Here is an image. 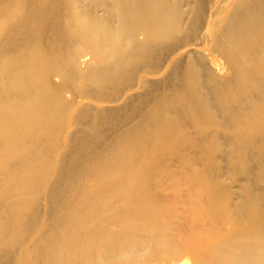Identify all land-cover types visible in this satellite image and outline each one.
<instances>
[{
	"label": "bare ground",
	"instance_id": "bare-ground-1",
	"mask_svg": "<svg viewBox=\"0 0 264 264\" xmlns=\"http://www.w3.org/2000/svg\"><path fill=\"white\" fill-rule=\"evenodd\" d=\"M223 3L228 4L227 9L225 10L221 9V5ZM94 8H97L96 12L98 11V9L99 11L102 10L100 8H104L103 11L113 10L114 13L116 12L114 15L115 16L114 18H117V20L121 23V24H118L120 25L119 28L118 26L117 28L115 26L116 24L115 22L117 21L113 23L114 25L113 24L111 25V22H113V18L111 22L109 21L107 23L106 18L108 17V15L111 16V14H107V17L105 14H104L105 16H103L100 13H98L99 11L97 12V14H95L96 12H94ZM98 14H100V16H103V17H100ZM104 17L106 18L103 19ZM111 17L109 20H111ZM124 36H127V38L124 39ZM179 36H181L182 38L180 37L179 39ZM159 40L166 44V47L164 49L165 51L164 50L163 51L164 53L167 51L166 55H164V59H166L165 56L166 57L168 56L167 69H169V71H172L174 74L179 73L180 75H181L180 73L181 70L185 69L187 75L183 74L182 76H185V78L188 77L187 79H190L189 82H186L187 80L186 79L183 84L182 82L180 83V85L178 86V89L174 92L176 95V98H175V95H172V97L168 96L167 99L169 100H171L173 97H174V100L180 99V102L178 100L177 101L178 103L173 106L174 108L176 107L177 109L173 108V110L180 111L179 103L183 101L181 104L184 106V109H188V114H187L188 117L190 116L194 119L196 118L194 124L196 122L200 124L201 121L202 122L206 121L208 117H211V119L215 117V115L211 116L213 114L210 115L209 113H207V110H206L208 109L209 106L211 107V104L214 103L212 108H214L216 104H218L217 106L220 105L221 108L219 106V112H218L219 114L217 115L219 116L221 113L223 114L224 112L223 116H221V118L223 119V122H224V119L225 121L228 120L229 122H231L229 123L227 121L228 123H225V124L228 127L232 128V131L233 129L234 130L238 129V131L235 130V132H231L230 131L231 129L229 128L230 129L229 131L231 132V134L234 135L232 136L230 134L232 136L231 137L232 145L238 146L239 150H243V153H246V152L248 153L249 148L251 146L255 148L256 153H257L256 155L257 162L259 163V167H260V177L261 179H264V0H0V170L4 174V178L0 182V198L6 195L10 197L11 193L18 191L20 189V188L18 189V187L16 188V186L14 187L15 189L14 188L10 189V187L8 186V183H11L12 185V183H14L12 181L18 182L22 180H26V183H27L28 178L31 175H37L36 177L37 179H35L36 185L34 184V186L32 185L31 187H33L34 189L35 188L42 189L43 187L45 188L46 186L50 189L49 191L50 197L48 198V201L50 200L49 204L51 206L49 205L50 206L49 210H51V207L56 206L57 208L58 206H60V208H62L63 206L65 207L64 208L65 212L69 210L71 214L76 215L78 217L79 223L89 222L91 218H94V215L98 214V212L95 211V209L88 207L85 204V200H84L86 198L85 192L87 191V186H84L86 187V191L84 189L83 194L78 195L75 192V188L73 187V181L76 177H71L70 174L73 170L75 171V169H78L77 171L79 173V169L82 168L81 166L83 165V163L86 160L88 161L90 159L92 161V163L88 161V163L90 164H96L95 162H97L98 164L99 163L98 161H100L99 164L101 165L102 161H104L105 163H107L108 167L110 168L109 170L112 173L115 172L116 174V172H120V170H122L120 169V166H122L121 161L122 160L124 161V159L122 158L124 157V153H125L124 151L123 157L122 158L120 157L122 160L119 157L117 158L118 155L117 156L112 155L113 153L115 154L117 152L120 153V151L117 149L118 146H120L121 149H123L127 144L128 148L135 149L137 147H140L142 143L141 142L142 139L143 140L147 139V141L151 140V138H149L147 135L149 134V132H147L146 126L144 127L142 126L139 129L137 128L138 130L135 127L129 128L127 131V129L125 130V128L129 127V125L125 126L123 124L125 123V121L123 122L121 120L122 124L124 125V131H121L119 133L120 128L121 129L123 128L121 122L119 123V121H115V119L114 121L113 119L111 120V118L116 117V114L119 113L120 115V112L124 108H125L124 110H126V108L130 109L131 108L130 106H132V108L133 106H135L134 103L136 104L137 102L142 103L144 101L145 102L149 101L151 98L150 91L143 95L138 96V95L132 94L130 97L129 96L126 97L125 99L127 100L128 98V100L125 103V106L121 105V106H124V107H121L123 108L122 110H120V108H117L116 110L109 108V109H104V110L100 109V111H98L97 108L99 107H95L93 105L94 106L93 109L94 110L97 109L94 112L98 111V114L95 113V115H97L96 120L91 119V121H93V124L90 121V119H87L90 121L88 122L89 125L85 124L87 123V120L85 119L86 121L85 122L83 121V118H86L85 115L88 116V114L91 112L92 110L91 106H89L90 107L89 113H87L88 112L87 111L85 112L87 114H83L84 117H78V119L79 118L82 119V122L80 119H79L80 122L77 120V118L75 119V116H78V114H80V112L78 111L80 110V108H78V110L76 111H78L79 113L77 114L75 113V115H73L74 116L73 119L75 121H78L77 126L79 123L82 124L84 122L83 124H85V128L84 127L82 128V125L81 126L79 125L78 126L79 128H78L75 122H73V119L71 120L72 123L75 124V125L71 124V129L73 126L74 127L76 126V128L80 129L81 131H79L78 129L77 130L75 129L76 131H78L77 133H75L74 130H72V132H74L76 136L74 135V133L72 134L73 135L72 136L71 135L72 132H69L70 133L69 135L71 136L67 135L66 139L68 143L67 144L65 143L66 144V146L64 147L65 149L63 148V151L61 152L58 151L59 156L55 152V154L58 157L53 155L52 152L48 153L56 157L55 158L51 155V158L53 157L54 161L59 165L58 168H60V166L61 168L58 170L54 169V171H51V173L48 172L45 174L42 172L46 176L45 175L42 176L40 171L38 173L39 167L36 165L35 154H32L34 150L32 152L28 153L27 151V153H25L21 151L19 147L22 145H25L26 143L25 140L28 141L29 139H30V142L32 141L31 142L32 146H33V143L35 142H37V144L39 145L40 140L42 138H45L49 134L52 135L51 133L54 130L53 128H50V127L45 128L46 125L49 123L47 122L46 124L45 123L46 120L50 121V119L52 118L55 120V117L59 113V115L56 118L57 120L59 118V121H61L62 119V116H60L61 113L63 112L65 113V111L68 115L70 114V111H73L71 115L74 113L75 111L74 109L76 108L77 101L79 102V99L81 98V96L85 95L86 93L87 94L90 93V92H87V90L86 92H84L85 91L84 89L82 90L84 93L83 94L80 93L81 95L79 94L80 98L78 99L79 95H76L78 91L77 93H75L76 91L74 89H71V87L73 88V86H75V85L73 86L71 85L75 83V81L77 80L76 78L84 79L82 81H84L85 83L89 82V85H91L92 82L95 81L94 82L95 87L97 86V88L100 87L102 89L103 86L104 87L108 86L110 89L111 86L109 85H111L112 80H113V83H114V80H116L117 83H121V81L124 82L125 80H122V79L123 78L125 79V75L127 78L128 76L127 73L131 74L132 72H135L136 70L134 71L133 69L139 68L141 64L143 65L142 63L143 60L146 63H148V66L150 67L154 63V62L151 63L153 61V57H155V59L157 57L161 58L162 56L161 57L158 56V54H160L161 51L158 52L156 48L154 47L156 42H158ZM192 47H198L199 50L203 49V50H206V52H209L211 50H213L212 52H214L215 50L217 51L221 50L224 54H226L227 58L229 57L231 61L230 66H232V69L231 67L230 69L233 70V73H232L233 75H229V77L232 76L231 79L229 78L230 80L225 82L223 77L222 78L219 77L223 80L220 81L218 79V80H215L214 82L212 80H210L211 82L207 80L206 82L209 83L210 85H206L207 83L206 84L203 83L202 81L203 79L201 80L203 75L199 77L200 74H196L198 72L195 73L194 71L195 69L198 70V67L196 65L199 63L198 62L193 63L196 57L195 59H192V57H190L189 55V53L193 50ZM220 52L218 54H220ZM89 55H90V58H89ZM226 55L225 56L223 55L225 59H226ZM198 58L199 57H197V59ZM226 61L228 60L226 59ZM230 61L228 62V64H230ZM83 63L87 65L86 69L81 68V64ZM139 63L140 65H138ZM194 64H196L195 66L197 68H195V66H192ZM200 65H202L201 62L199 66ZM200 68L202 69L201 66ZM206 68L209 69L210 67H206ZM148 69L149 68H147V71ZM154 69L155 68L153 67V69L149 70L147 72V75L145 73L144 75L146 76H143V77L139 76L138 77L139 80L137 79L138 83L134 82V84L136 83V85H138L139 87L141 86L140 87L141 89L142 88L146 89V87L148 89H152L153 87H155L158 84L156 82L158 81L159 78H161L158 76L159 75L161 76V74L163 73H161V70L154 71ZM215 70H217L216 72L218 73H222L221 72L222 67L221 68L217 67ZM185 71L182 73H185ZM210 72L212 73L213 71H210ZM150 74L153 76H156L158 79H155L152 81V79L148 77V75ZM177 74H175V76H177ZM131 75L133 76V74ZM132 76L130 78H133ZM224 76H226V74ZM74 77L76 79L75 81L73 79ZM121 77L123 78L121 79ZM55 78L56 79L60 78V80H62L61 85L66 84L65 85L66 88L71 86L70 87L71 90H69V88H67L68 90L66 89V91L69 94L71 93L70 91L74 90L75 94L72 93L71 95H73L74 97L76 95L78 100L77 101L74 100L76 99L74 97L70 99H72L73 101H76V103L74 102L75 108H73L74 106L72 102L71 103L67 102L68 96L66 95L67 93L65 91V87L64 89H62L63 87L61 88V85H59V83L58 85H56V82H54ZM119 78L121 79V81ZM226 78H228V76ZM71 79H73V81ZM180 79H183V78L180 77ZM70 80L74 83L72 82H71L72 84L69 83ZM127 80L128 79H126V81ZM63 81H66V83ZM78 81H80L81 83V80H77V82ZM84 82H82L81 84L84 85L85 84ZM204 82H205V79H204ZM223 82L225 84H223ZM67 83L70 85L68 86ZM211 83L213 84L211 85ZM77 84L76 86H78ZM86 84L83 87L85 86L88 87ZM130 84H133V83H130ZM136 85H134V89ZM130 87H131L130 90H132L133 86L131 85ZM88 89L89 91H91L89 87ZM91 89L92 91L96 90L95 88L94 89L91 88ZM62 90L65 91V94L62 93V95L64 94L67 97L66 99L65 96L63 95L66 100L62 98L61 96L58 97L61 94ZM202 90L204 91V93ZM82 91H79V92H82ZM98 91L99 89L96 90L95 92H98ZM205 91L207 92L209 91V92L205 94ZM97 95L99 96L98 93ZM118 95L120 94L118 93ZM135 97H137L138 99L135 100ZM82 98L80 100H82ZM96 100H99V99L96 98ZM169 100H167L166 103ZM98 102H100V100ZM79 103L83 104L82 102H79ZM168 103L170 105L172 102H168ZM157 105H160V104L155 105L154 108L156 109L154 110L153 115L155 117H157V115L155 114L160 115L156 119L160 121L162 119L163 121L162 117L164 116L166 117V115H168L169 113L171 114V112L170 111L164 112L165 105L159 109L157 108ZM111 108H114V107H111ZM118 110H120V112H118ZM208 110H209L208 112L212 111L211 108H209ZM220 110H222L221 113H220ZM217 111L218 110H216V113ZM66 113L64 115H66ZM123 113H124L123 115L125 116L126 112H123ZM178 113H181V112H178ZM212 113H215V110ZM90 114H93V113H90ZM68 115L66 116L68 117ZM67 117H65L64 124H62L64 122V118H63L62 120L63 122L61 121L62 123L58 122L59 125L57 126L55 125L57 130H61L63 134L64 132L67 133L66 126L68 125L67 123L69 122ZM70 117L71 116L69 115L68 118L71 119ZM90 117L92 118L91 115L87 118H90ZM126 117H128V114H126L124 119L129 121V119H127ZM160 117L161 119H159ZM178 117H181V116H178ZM186 117L184 119L187 121ZM103 118L105 120H108L107 122H109V120L113 121L112 122L113 124H108L110 125L109 127L107 126L106 123H105L106 125H104ZM121 118L122 116L120 117V119ZM197 118H200V119L205 118V119L204 120L198 119L197 121ZM138 119L139 120L144 119L147 121L150 119V117H146V118L144 117L143 119L142 117L141 119L138 117L137 121H139ZM40 120L44 121V123L42 121H41L42 123L41 122L39 123L42 124L40 126H45L44 127L45 129L40 127L41 130L37 131V129H40L39 126L37 127V124L39 125V123L37 122ZM57 120H55V122ZM149 121L153 124L155 120H153V122L152 120H149ZM178 121L180 120L178 119ZM175 122H176V119L174 118V123ZM118 123L122 127L121 126H119L120 128L117 127ZM138 123H139L138 125L134 123L132 124L134 126H139L142 123H144V121L143 122L139 121ZM151 123H148V125L150 124L149 125L150 127L152 125ZM168 123H167L168 126L166 125L167 127H169V125L172 124V122L171 124H168ZM180 123H182V121ZM188 123L191 124L190 121L187 122V124ZM53 124L55 123L52 122L51 125ZM185 124H180V125L185 126ZM187 124L186 126L189 125ZM194 124L192 123L191 126ZM225 124H223L222 126H224ZM48 125L50 126V124ZM201 125L204 126L203 124ZM205 125H207V123H205ZM116 127L117 129H119V131L116 130V132H118L119 134L117 136L115 132L116 137L114 138V135H112L113 138L110 139L111 138L110 132L115 130ZM172 127L174 126H170V129H172V132L170 130H168V132H171V134L172 133L174 134L175 130ZM206 128L208 129V127L205 126L204 129ZM223 128L225 131V127ZM154 129H157V128H154ZM57 130H54V131L56 132ZM201 131H203V127ZM204 132L206 133V131ZM204 132H202L203 135H206ZM8 133H12L16 137L14 141L9 142V144L12 143L11 144L12 146L10 145L9 149L12 147L14 150L13 152L14 154L12 156L10 155V158L14 156L13 159H16L15 161H17V162H14V164L10 163L11 162L10 161L9 163L11 165L9 166L6 160L7 158H9V156L7 155L8 157L5 156L4 158L3 155H6V153L4 154V152L6 151L2 152L3 149L8 150V149H5L6 148L4 147L5 144H3L4 142L3 138L4 140H6L5 135H8ZM98 133L99 134L101 133V136H98L99 135ZM23 134L27 135L26 139H22L23 137L22 138L19 137L20 135H23ZM112 134H114V132H112ZM154 134L155 136L157 135L156 133ZM161 134H160V137L162 138ZM164 134H169V133L163 132L162 135ZM65 135L66 134H64L63 137ZM55 136H58V135H55ZM206 136H204L205 137L204 139H206ZM135 137L137 140H135ZM48 138L51 139V137H48ZM161 138L160 140L163 141L162 144L164 147L166 143L164 144V140L163 138L162 139ZM127 139H131L132 141L133 140L134 141L131 142V144H129L130 141L127 142ZM243 139L244 141H243V147H242L241 142ZM44 140H46V138ZM58 140L60 141L59 138ZM206 140H208V137ZM23 141H25V143H23ZM56 142L58 141L56 140ZM157 142H159L158 138H157ZM172 142L173 141H171V143ZM80 145L84 147L82 148L83 152L79 148ZM40 146H42V144ZM169 146L171 145H167V146L165 145L164 148L166 150H170L173 145L171 147ZM37 148L39 149L40 147H37ZM56 148L57 150H59L57 146ZM18 149L19 151H17ZM53 149L55 151V147ZM84 149L88 150V152L85 153ZM112 149H114L115 152ZM47 150L45 151L43 150L42 155H44V152H47ZM127 152H128V149H127ZM132 152L133 150L131 151V154ZM39 155H41V153ZM137 156L139 155L137 154L136 157ZM125 157H127V155H125ZM149 157H151V155ZM68 158H71V159L69 160ZM119 159L121 161H119ZM139 159L143 160L139 157L137 161ZM138 162L136 163L138 164ZM122 164L125 165V163H122ZM62 166H65V167H62ZM52 167H54V165ZM123 171L126 172V169L124 168ZM27 173H28V178L25 176ZM73 174H77L76 171L75 173H72V175ZM24 177H26V179ZM123 177L124 179L125 178L127 179V175L126 177L125 175ZM70 179H73V180H70ZM101 179L102 178H100V180ZM115 179L117 180V178ZM121 182H122L121 180L120 181L117 180V181H114L112 185L115 186L116 188L118 187L119 189H121L122 188L121 184L124 185V182L123 183ZM113 186L112 187L110 186L111 187L110 189L111 190L113 189L112 192L115 191L114 190L115 187L113 188ZM128 189H129L130 195H133V193H135L136 191L135 185L133 184H128ZM71 191L76 193L77 195L75 196V194H72ZM107 193H109L110 195L111 191ZM107 193L106 195L108 196ZM125 193H128V192L125 191L124 194ZM42 195L40 197H42ZM103 197L105 200L104 195ZM103 197L100 199L102 200ZM109 197H111V195L108 196L107 198ZM31 200L24 201L26 202L24 203L25 204L24 206L27 207L28 205L27 203H29V205L30 204L32 205V203L34 204V202H36L34 200L32 202ZM83 200L84 202H82ZM140 203L136 204L135 206L137 205L141 206L143 204V202L142 204ZM153 203H154V200H153ZM153 203L151 204L153 205ZM144 204H147V203H144ZM22 205L23 203H21V206ZM135 206L134 204H132V208H131L132 212L138 210L140 207V206H137L138 208H136ZM140 209L142 208L140 207ZM151 210H152V207H151ZM22 211L24 210L22 209L19 212H22ZM28 212L29 211L25 213H28ZM54 212L53 210H51L49 212L50 213L49 217H52V218L53 216L57 217V215L55 214L56 212L55 213ZM17 214L21 215L20 213H17ZM17 214L15 215V218H18V219L22 218V216H19V215L17 216ZM37 214L36 213L33 214L36 217L34 218L36 220L38 219ZM22 215L24 216L23 213ZM39 216L41 215L39 214ZM40 218L41 217H39V221H42ZM37 221L34 220V222H37ZM37 224L38 223L36 224L34 223V226ZM20 227L21 225H19L18 227L21 231ZM27 227L28 226H26V228ZM30 227L28 229L32 231L34 227L33 228L32 227L30 228ZM38 227H41V226H38ZM38 227H36L32 233L34 232L38 233L39 232ZM93 229L91 228L84 229L80 233L81 234L80 237L84 238V233L87 231L93 230V233L95 235L100 232V231H97L95 227ZM56 230L54 229L53 231L55 232ZM31 231L26 232V235L27 233H31ZM56 232H57L56 235H58V230ZM53 235H55V233ZM50 236H52L51 233L49 237ZM80 237L79 239H81ZM28 240H30V237ZM28 240L26 242H28ZM21 242L22 244H26L25 241L23 240V237L21 239ZM232 244L238 245L239 243L237 241V242H232ZM49 246L47 248L51 250L50 248L52 247L49 248ZM86 259L91 261L92 254L86 253ZM19 261L21 263L23 262V260L21 259ZM223 264H255V262L251 259H247V260L238 259L234 261L227 260Z\"/></svg>",
	"mask_w": 264,
	"mask_h": 264
},
{
	"label": "rangeland",
	"instance_id": "rangeland-1",
	"mask_svg": "<svg viewBox=\"0 0 264 264\" xmlns=\"http://www.w3.org/2000/svg\"><path fill=\"white\" fill-rule=\"evenodd\" d=\"M227 7H228L227 3H223L221 5V9L223 10L227 9ZM100 9L102 10L99 11L98 9L99 12L98 11L97 12L100 13L101 15L103 16L106 15L107 17V14H111L112 16L111 17L108 15L107 18L104 17L103 19L106 18L107 23H108L109 21L111 22L113 18V22H111V25L115 21H117L115 22L117 24V25L115 24V26L116 28L117 26L119 28L120 25L118 24H121V23L117 20V18H114L115 17L114 15L116 12L114 13L113 10H106V11L104 10L105 11L104 12L103 11L104 8H100ZM96 10L97 8H94V12H96ZM97 12L95 14H97ZM100 14L98 15L100 16ZM103 16H100V17H103ZM110 17H111V20H109ZM181 36H179V39ZM126 38L127 36H124V39ZM154 47L156 48L158 52L161 51L160 53L161 55L158 54V56L159 57L162 56V57L158 58L156 55L158 59L157 58L155 59V57H153V61L151 63L154 62L152 65L155 68L154 71L161 70V73L163 74H161V76L160 75L158 76V77H161L159 79L156 76H153L151 74H150L151 76L148 75V77L152 79V81L155 79H158V81L156 82L158 84L152 89H148L147 87L146 89L145 88L141 89L140 88L141 86L139 87L138 85H136V83H138L137 81L139 80L138 79L139 76L140 77L146 76L147 72L153 69L152 66H150L151 67L150 69V67L148 66V63H146L143 59L141 60H143L145 63L142 61L143 65L142 64L140 65L141 63L140 62L138 64L140 65V67L133 69L134 71L135 70L137 71V73L136 71L131 73L133 74V76L130 73H127L129 78L128 76L126 78V75H125V79L121 77V79L123 78L122 80H125L124 82H122L121 79L119 78L121 83H117L116 80H114V83L118 87L113 83V80H112L111 81L112 83L110 82L111 85H109L111 86V88L109 89L108 86H107L108 88L103 86L104 88L102 87V89L104 90H102L100 87L98 88L97 86L95 87V83H94L95 81L92 82L94 86L93 87L92 84L89 85V82H86L87 83L86 84L84 81H82L84 79L76 78L77 80H81V83L84 82L90 88L91 91H89L88 87L85 86L87 89L83 87L85 84L84 85L81 84L80 81L77 82L75 77L73 79L74 81L76 80L75 83L76 82L79 83V84L76 83L78 86H76V84L72 82L73 79H71L72 81L70 80L69 83L71 82L74 83V84L71 83L72 84L71 86L75 85L76 87L73 86L72 88L71 86H69L70 84L67 83V85L69 86L67 88H69V90L74 89L76 91L75 93H77L78 91L76 95H79L80 93L83 94L84 92H86V90L87 92H90L89 94L86 93L85 95L81 96V98L83 97L82 100H80L81 94L79 95L78 97V99L80 98L79 102H82L83 104L77 101L78 99L76 95L75 97L71 95L72 93H74V90L70 91L71 92L70 94L66 91L67 89L65 87L66 81H63L65 82L64 83L65 85H61L62 80H60V78L54 79L55 80L54 82H56V85H58L59 83V85H61V88L63 87L62 89H64L65 87V91L67 93L66 95L68 96V99L64 95L65 94L64 90H62L61 94L58 97L61 96L62 98H64L65 96V98L67 99V102H70V103L72 102L73 106L75 105L74 102L76 103L77 101L76 108L75 106L74 107L72 106L73 108H75L74 109L75 111L72 115L71 113L73 111H70L69 115L71 116L70 117L71 119L68 118L69 115L66 113V111L65 113L66 115H68V117L64 115L65 114L64 112L61 113L60 115L62 116L61 121L64 118V122L62 121L63 123L59 121V118L58 120L56 118L59 115V113L55 117V120H57L56 122L53 118L50 119V121L53 120L52 122L55 123L53 124L55 128L53 127V125H51L52 122H50L49 120L48 121L46 120L45 123L47 124V122H49L48 124H50V126L48 124L47 125L45 124L46 127L40 126L42 125L41 124L42 122L44 123L43 120H40L37 123L41 121L42 122L39 123V125L37 124V127L39 126V128L41 127L43 129L50 127V128H53L54 130H57L56 126L59 125V123L64 124L65 117H67L69 122L67 123L68 120L66 119L67 120L66 123L68 124L67 125L68 127L66 126L67 133L64 132V134L66 135L63 137L64 134L61 130H57L56 132L53 130L52 133L49 132L53 136L50 134L47 135L45 137L46 140H44L45 138H42L43 140L41 139L40 142L38 141L39 145L37 144V142H35L33 143V146H32L31 144L32 141L30 142V139H29L28 141L25 140L26 143L25 141H23L25 145H22L19 147V149L25 153H27V151L28 153L32 152L33 150L35 151V152L33 151L32 154H35L36 165L39 167L38 173L40 171L42 176H44L48 172L51 173V171H54V169L58 170L61 168V166L60 168H58L59 165L54 161L53 157L55 156L58 157L59 156L58 151L60 152L63 151V148L68 143L66 138H67V135L70 134L69 132H72V130H74V132L77 133L78 131L76 130L79 128L78 127L79 125L80 126L82 125V128L83 127L85 128V124H88V122H90L91 119L96 120L97 115H95V113L98 114V111H100V109L104 110V109L110 108V109L116 110L117 108H120V110H122L123 108L121 107H124L125 103L128 100V98L127 100L125 98L128 96L130 97L132 94L139 96V95L146 94L150 91L151 98L147 102L144 101L142 103L140 102H137L136 104L134 103L135 106H133V108L132 106H130L131 108L129 107L131 111L128 108H126V110H124L125 108L122 110L123 112H126L125 116L126 114H128V117L126 118L129 119L130 122L124 119L125 117L123 115L124 113L122 111L120 112V110H118V112H120V115L122 114L121 116L123 119L122 118L120 119L121 116L117 112L118 114H116V117L111 118V120L113 119L114 121L115 119V121H119V123L121 122V124H122V121L123 122L125 121V123L123 124L125 126L129 125V127L125 128V130L127 129V131L129 128L135 127L136 129L137 128L139 129L142 126L143 127L146 126L147 132H149V134L147 135L149 138H151V140L147 141V139L144 138L146 140L145 141L141 138L143 141L141 140L142 143L140 147H137L135 149L128 148L127 144L125 147L122 146L124 147L123 149H121V147L118 146L117 149L120 151V153L116 151L117 152L116 154L115 153L113 154L111 153V154L116 155V156L118 155L117 158L118 157L122 158L124 151L126 154L124 153V157L122 158L124 159V161L120 158L123 162L119 159L122 165L120 166V169L122 170H120V172H116V174L115 172L112 173L109 170L110 168L108 167L107 163H105L104 161H102L101 165L99 164L100 161H98L99 162L98 164L97 162H95L96 164H90L92 163L91 159L88 160L90 161V163H88L87 160L85 162L83 161L84 163L81 166L82 168L79 169V173L77 171L78 169H75L77 173V174H73L75 176L72 175V173H75V171L73 170L71 172L70 174L71 177H76L73 181V187L75 188V192L78 195L83 194L84 189L86 191V187L84 186H87L88 192L87 191H86L87 193L85 192V197H86L84 199L85 204L88 207H91L95 209V211L98 212V214H95L94 218H91L89 222L79 223L78 217L76 215L71 214L69 210H68L69 212L68 211L65 212V209H64L65 207L63 206L62 208H60V206H58L57 208L56 206L51 207V210H53V212L54 211L56 212L54 213L57 215V217L53 216L54 219L52 217H49V214H50L49 212L51 211L49 210L51 206L49 204L50 200L48 201V198L50 197L49 195L50 189L46 187L45 185H43L45 186V188L42 186L43 187L42 189L41 188L34 189L33 187H31L32 185L34 186V184L36 185L35 179H37L36 178L37 175H31L32 177L29 175L30 176L29 177L30 179H29L28 173H27L25 175L28 178L27 183H26V180H22L18 182L12 181L15 183V184L12 183V185L11 183H8V186L10 187V189H13L15 186L16 188L18 187V189L19 188L20 189L18 191L11 193L10 197L6 195L4 196L6 198L4 197L0 198V264H19V263L20 264H223L227 260L234 261L238 259H243V260L251 259L255 262V264H264V179H261L260 177V167H259V163L257 162V158H256L257 153H256L255 148L251 146L249 148L248 153L247 152L243 153V150H239L238 146L232 145L231 137L234 135L231 134V132H235V130L238 131V129H235V130L233 129L232 131V128L228 127L225 124V123H228L229 121L228 120L225 121L224 119V122H223V119L221 118V116H223L224 112L222 114L221 113L222 110H220V113H221L219 115L220 117L217 115L219 114L218 112H219L220 105L217 106L218 104L216 103H215L216 106L214 108H212L214 103L211 104V107L210 106L208 107V109L211 108L212 110V111L210 110L211 112H208L209 111L208 109L206 110H207V113H209L210 115L213 114L211 116L215 115V117L217 116L218 118L213 117V119H211V117H208V118L206 117L207 118L206 121H203V122L201 121V123L199 122L200 124L196 122L198 125L196 123L194 124L196 118L194 119L190 116L188 117L187 115L188 109H184V106L181 104L183 101L179 103L180 111L173 110L174 108L173 106L178 103L177 102L178 100L180 102V99L174 100V97H173L171 100H169L167 98L168 96L172 97V95H175L174 92L178 89V86L180 85V83L182 82L183 84L188 77L186 76L187 78H185V76H182L183 74L184 75L186 74L185 69L184 70L182 69L183 67L181 68L182 69L180 72L181 75L179 73L178 74L175 73L177 74V76H175V74L172 71H169V69H167L168 56L167 57L165 56L166 59H164V55H166V52H167L166 51L164 53L165 51L164 49L166 47V44L164 42L159 40L158 42H156ZM192 49L193 50L189 53L190 57H192V59H195V57L197 59V57H199L198 59L202 64L200 65L202 67L201 69L199 66L200 62L198 61V59L197 60L195 59L193 63L198 62L199 64L197 65L194 64L192 66L196 65L198 67V70L195 69L197 68L196 66L195 68L193 67L195 69L193 70L195 71V73L198 72L196 74H200L199 77L203 75L201 78V80L203 79L202 80L203 83L206 84L207 80L209 81L212 80L214 82L215 80L219 79L220 81H222L223 80L221 79L222 77L224 78L225 82L231 79L232 76L229 77V75H233L232 74L233 70H231L232 66H230L231 61L229 57L227 58V55L224 54L221 50H218L219 52L221 51L220 54H218L219 52L217 50H215L216 52L215 51L212 52L213 50L210 49L211 51L206 52V50H203V49L199 50L198 47H192ZM222 53L224 56L226 55V59L228 61H226ZM217 55L218 56L220 55V56L218 57ZM89 58H90V55H89ZM200 58L202 59V61ZM229 61H230V64H228ZM145 65L148 67H146ZM203 65L205 66L207 65L206 67H210V68L208 69ZM86 67L87 65L85 63L81 64L82 69H86ZM214 67L215 69L217 67H220V68L222 67V71H221L222 73L216 72L217 70H215ZM147 68H149L148 71H147ZM184 71L185 73H182ZM210 71H213V72L211 73ZM145 73L146 75H144ZM225 74L226 76H224ZM130 75L134 79L130 78L131 77ZM178 75L183 79H180ZM227 76L228 78H226ZM210 77H212L213 79ZM126 79L128 80L126 81ZM204 79H205V82H204ZM189 81L190 79L186 80V82H189ZM134 82L136 83L134 84ZM130 83H133L134 85H136L135 89H134V85ZM80 84L82 85V87ZM212 84L213 83H211V85ZM223 84L225 83L223 82ZM131 85L133 86L132 90H130ZM206 85H210V84L207 83ZM91 88L93 89L97 88L96 90L99 89V91L98 92H95L96 90L92 91ZM84 89L85 91L83 92L82 90ZM100 90H102L103 92ZM79 91H82V92H79ZM208 92L205 91V94ZM62 93H64L63 94L64 96L62 95ZM97 93L99 94V96L97 95ZM118 93L121 95V97L120 95H118ZM123 93H125L126 95ZM73 97L76 98L74 99L76 101H73L72 99H70ZM96 98L99 99L100 102H98L99 100H96ZM175 98H176V95H175ZM136 99L138 98L135 97V100ZM167 100H169L168 102H172V103L169 105V103L167 102L168 103L167 104L166 103ZM156 104H160V105H157L158 109L162 108L165 105L164 112H168V111L171 112V114L169 113L170 115L167 113L168 115H166V117L165 116L162 117L163 121L161 117L159 118L161 119V121L156 119L160 115L155 114L157 115V117L153 115L154 114L153 112L156 109L154 108ZM93 105L95 107H99L97 108L98 109L97 112H94L97 109L94 110ZM121 105H124V106H121ZM89 106H91V109H92L90 113H93L96 118L94 117L93 114L89 113L90 111ZM111 107H114V108H111ZM78 108H80V110H78ZM174 109H177V108L175 107ZM213 109L215 110V113H212L214 112ZM76 110H78L80 114H78V116H75V119L77 118V120L79 121L80 118L78 119V117H84L83 114L89 113L88 116L85 115L86 118H83V121H85V119L86 120L90 119V121L87 120V123L85 124H83L84 122L82 124L79 123L77 126L78 121H75L73 119L74 118L73 115H75V113L76 114L79 113ZM216 110H218L217 113H216ZM178 112H181V113H178ZM90 115L92 116V118L91 117L87 118ZM178 116H181V117H178ZM184 116L185 117L187 116L186 117L187 121L184 119L185 118ZM138 117L140 119L141 117L142 119L144 117L145 118L150 117L149 120H152V122L153 120H155L156 122L154 121L152 124L149 120L146 121L144 119L143 120L138 119L139 121H142V122L144 121V123L146 124L140 123L141 125L134 126L132 123L136 125L139 124L138 123L139 121H137ZM174 118L176 119V122H177V123L175 122L176 124L174 123ZM72 119L78 128H76V126L75 127L73 126L71 129V124H73L71 121ZM178 119L180 121H178ZM198 119L204 120L205 118L203 119L197 118V121ZM80 120L82 122V119ZM111 120L107 122L108 120H105L103 118L104 125L107 124V126L109 127L110 125L108 124H113L112 123L113 121ZM181 121L182 123H180ZM189 121L191 124L193 123L194 125L191 126V124L189 123L188 125L187 122ZM91 122L93 124V121ZM147 122L152 124L151 127L149 126L150 124L148 125ZM166 122L167 123L170 122L168 124H171L172 122V124L169 125V127H167L168 125ZM204 122L207 123V125H205ZM119 123L117 127L121 126L119 125ZM185 123L188 126H186ZM222 123L225 124L228 127V129L225 125L222 126L223 125ZM123 124H122L123 126L122 129L119 127L120 131L116 127L115 130L112 131L114 132V134L110 132L111 133L110 139L113 138L112 135H114V138L116 137L115 136L116 130L119 131V133L121 131H124ZM180 124H185V126L184 125L181 126ZM201 124H203L204 126H202ZM170 126L175 127V128L172 127L175 130V131L173 130L174 134L173 133L171 134L172 129H170ZM205 126L208 127V129L207 128L204 129ZM202 127H203V131H201ZM223 127H225V131ZM41 128L40 129L36 128V129L37 131H40ZM154 128H157V129H154ZM78 130L81 131L80 129ZM168 130H170L171 132H168ZM59 131H61L62 133ZM160 131L162 134L163 132H167L170 135L169 134L162 135ZM204 131H206V133ZM74 132H72L71 135ZM202 132H204L207 136L203 135ZM75 133L74 135L76 136ZM119 133L116 132V135L118 136ZM154 133L157 134L156 135L157 137L155 136ZM158 133L161 134L162 138L165 136L163 140H164V144L166 143L165 144L166 146L173 145L172 147L169 146L171 147L170 150H166L164 148L165 145L163 147V144H162L163 141L160 140L161 137H160V134ZM60 134L62 137L60 136ZM55 135H58V136H55ZM5 136L3 137H5L7 141L4 140L3 138V141L4 142L6 141L5 143L3 142V144H5L4 146L6 147L5 149H8V150L3 149L2 152L6 151L4 152V154L6 153V155H3L4 158L5 156L6 157L9 156V158L6 159L8 162V166H9L11 165L10 163L14 164V162H17L15 161L16 159H13L14 156L11 157L12 158L11 160L10 155L12 156L14 154L13 153L14 150L12 147L9 149L10 145L12 144V143L9 144V142L14 141L16 137L12 133H8V135H5ZM98 136H101V133ZM204 136H206V139L208 137V140L204 139L205 138ZM19 137L21 138L23 137L22 139H26L27 135L23 134V135H20ZM48 137H51V139L52 140L54 139V140L52 141ZM57 137L60 139V141L58 140ZM157 138L159 142H157ZM56 140L58 142H56ZM135 140H137L136 137H135ZM128 141H130L129 144H131V142H133L134 140L132 141L131 139H127V142ZM171 141H173L172 142L173 144L171 143ZM243 141L244 139L241 142L242 147H243ZM41 144L42 146H40ZM47 145H49L50 148ZM56 146L58 147L59 150H57ZM37 147H40V148L38 149ZM54 147H55V151L53 149ZM60 147L62 148V150ZM79 148L82 150V148L84 147L80 145ZM19 149L17 151H19ZM49 149L50 150L52 149V150L50 151ZM127 149H128V152H127ZM43 150L44 151L47 150V152H44V155H42ZM84 150H85L84 151L85 153L88 152V150L86 149ZM132 150L133 152L131 154ZM50 152H52V154L55 156H53L52 154H48ZM55 152L58 156L55 154ZM40 153L41 155H39ZM45 153L46 155L47 154L49 155V156L47 155L49 158L45 155ZM137 154L139 156L136 157ZM51 155L53 156L52 158H51ZM125 155H127V157H125ZM150 155L151 157H149ZM139 157L143 160L139 159L138 160L139 162H138L137 159ZM68 159L70 160L71 158H68ZM134 159L136 162H138V164L134 161ZM49 161H51L52 163ZM122 163H125V165H123ZM53 165L54 167H52ZM62 167H65V166H62ZM124 168L126 169V172L123 171ZM42 172L45 174H43ZM124 175L125 177L127 175V179L126 178L124 179L123 177ZM112 176L113 177L115 176V177L113 178ZM26 177L24 178L26 179ZM3 178H4V174L0 170V182L2 181ZM100 178L102 179L100 180ZM115 178H117L118 181L121 180L122 181L121 183L124 182V185L121 184L122 185L121 186L122 188L120 187L121 189L117 187L118 188L117 190V188L112 185L114 181H117ZM70 180H73V179H70ZM128 184L135 185L136 191L135 193H133V195H130L129 193ZM105 186L106 187L108 186V187L106 188ZM110 186L111 187L113 186V188L115 187L114 189L115 191L112 192L113 189L111 190ZM124 190L127 191L128 193L124 194L125 192ZM110 191H111L110 193L111 197L107 198L108 196H110L109 193L107 192H110ZM43 193L44 194L47 193V194L44 195ZM76 193L72 192V194H75V196L77 195ZM106 193L108 194V196L106 195ZM41 195L42 197H40ZM103 195L105 196V200H104ZM102 197L103 199L101 200L100 198ZM31 199H33L36 202H34V204L32 203V205L31 204L29 205V203H27L28 204L27 207L28 206L29 207L28 208L25 207L24 203L26 202L24 201L26 200L30 201ZM33 200L31 201L33 202ZM84 200L82 202H84ZM153 200H154V203H153ZM142 202L143 204L144 203H147V204L143 205ZM21 203H23L22 206H21ZM139 203L142 205L141 206L137 205V206H140L142 209H140L139 207L138 210L132 212L131 210L132 204H134L135 206L136 204H139ZM151 203H153V205ZM137 206L135 207L138 208ZM151 207H152V210H151ZM22 209L24 211L19 212ZM27 211H29L28 212L29 215L28 213H25ZM34 212L36 214L39 212L37 214L38 221L34 219L36 218L33 215L35 214ZM17 213H20L21 215ZM22 213L24 214V216L22 215ZM16 214L17 216L18 215L22 216V218L20 219L15 218ZM39 214L41 216H39ZM39 217H41L40 219L42 221H39ZM34 220L37 222H34ZM34 223L39 224V225L38 224L35 225L36 227L41 226V227H38L39 229L38 233H35V232L32 233L33 230L36 228L34 226ZM28 224L30 226L32 225L31 226L32 228L34 227L32 231L28 229L30 227ZM19 225H21L20 227L21 231L18 228ZM26 226L28 227L26 228ZM93 226L97 229V231H100L96 235L93 233V230H94ZM88 228H91L93 230L85 232L84 238H81L80 233L84 229H88ZM54 229L58 230L59 236L56 235L57 230L55 232L53 231ZM28 231L29 232L31 231L32 234L27 233L26 235V232ZM53 232L55 233V235H53L54 234ZM50 233L52 236L49 237ZM27 236L30 237V240H28L29 237ZM22 237L26 244H22L21 242ZM79 237L82 240L79 239ZM27 240L28 242H26ZM237 241L239 243L238 245L232 244V242H237ZM48 246L49 248L52 247L50 248L51 250L47 248ZM86 253L92 254L91 261L86 259ZM20 259L23 260L22 263L19 261Z\"/></svg>",
	"mask_w": 264,
	"mask_h": 264
}]
</instances>
